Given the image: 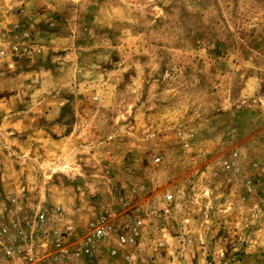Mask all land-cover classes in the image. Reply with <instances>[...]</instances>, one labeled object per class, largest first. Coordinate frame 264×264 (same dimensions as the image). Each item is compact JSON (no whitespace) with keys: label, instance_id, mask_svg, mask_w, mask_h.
Segmentation results:
<instances>
[{"label":"rangeland","instance_id":"374dc122","mask_svg":"<svg viewBox=\"0 0 264 264\" xmlns=\"http://www.w3.org/2000/svg\"><path fill=\"white\" fill-rule=\"evenodd\" d=\"M38 209L108 264H264V0H0V244Z\"/></svg>","mask_w":264,"mask_h":264},{"label":"built area","instance_id":"2783aa9c","mask_svg":"<svg viewBox=\"0 0 264 264\" xmlns=\"http://www.w3.org/2000/svg\"><path fill=\"white\" fill-rule=\"evenodd\" d=\"M34 212L21 222L7 219L1 225V231L10 238V243L0 244V264H97L96 245L113 231L112 225L103 218L90 222L87 236L81 238L78 246L68 248L63 245L58 231L47 227L46 213L39 209ZM72 232V226L67 224L64 233L70 235ZM119 238L124 240L122 235Z\"/></svg>","mask_w":264,"mask_h":264},{"label":"crops","instance_id":"0c3cea01","mask_svg":"<svg viewBox=\"0 0 264 264\" xmlns=\"http://www.w3.org/2000/svg\"><path fill=\"white\" fill-rule=\"evenodd\" d=\"M107 172V171H106ZM110 178H111V176L110 175H108ZM119 177H122L119 173H117V175H116V178H112L113 179V181L114 182H116V179L117 178H119ZM164 207H167V206H165V204H164ZM108 209V208H107ZM164 225V224H163ZM181 225H183V222H181V224H179V229H181V228H183V226H181ZM73 236L74 235H72V239H73ZM114 257H110V256H107V257H102V258H100V257H98V256H95V259H96V263L97 264H108V261H112L111 259H113ZM130 259V258H129ZM131 259H132V263L131 264H137L138 263V261L136 262V261H134L133 260V258L131 257ZM80 261V260H79ZM115 261H117V264H122L123 263V261H122V259L121 258H118L117 260H115ZM128 261H130V260H128ZM78 262H72V264H77ZM126 264H130V262H128V263H126Z\"/></svg>","mask_w":264,"mask_h":264}]
</instances>
